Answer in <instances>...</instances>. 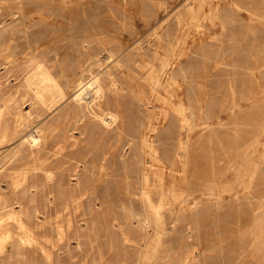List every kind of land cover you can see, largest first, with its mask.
Instances as JSON below:
<instances>
[{"label": "rangeland", "instance_id": "374dc122", "mask_svg": "<svg viewBox=\"0 0 264 264\" xmlns=\"http://www.w3.org/2000/svg\"><path fill=\"white\" fill-rule=\"evenodd\" d=\"M0 1V115L9 128L0 137V264H264V0H210L212 11L193 17L195 0ZM162 57L167 74L187 70L176 150L166 137L172 114L156 122L176 100L151 96L148 77L151 69L168 77ZM39 63L53 71L56 98L24 82ZM91 79L109 104L86 107ZM186 93L197 96L199 116ZM109 112L115 120L106 126ZM144 135L166 165L148 172L156 187L165 181L157 210L135 190L148 162ZM46 160L59 167L51 181Z\"/></svg>", "mask_w": 264, "mask_h": 264}, {"label": "bare ground", "instance_id": "6f19581e", "mask_svg": "<svg viewBox=\"0 0 264 264\" xmlns=\"http://www.w3.org/2000/svg\"><path fill=\"white\" fill-rule=\"evenodd\" d=\"M194 1V0H193ZM1 2V1H0ZM187 2V1H186ZM196 4H199L198 6H193V5H190L188 7V11L189 13L192 15L193 17V14L194 16L196 15L195 13H199L203 10L204 7H206L207 5H209V10H211V2L210 0H195ZM210 2V3H209ZM216 2V1H215ZM2 3V2H1ZM117 3V2H116ZM185 3V2H184ZM193 3V2H192ZM5 4V3H4ZM65 4V3H64ZM222 4V3H221ZM2 6V4H1ZM187 6V5H186ZM214 6V5H212ZM216 6V5H215ZM218 6V5H217ZM222 6V5H221ZM20 8V7H19ZM215 8V7H214ZM213 8V9H214ZM120 9V8H119ZM218 9V8H217ZM212 11V10H211ZM210 12V11H209ZM216 13V12H215ZM203 14V13H202ZM0 16H2V12L0 10ZM190 16V15H189ZM199 16V15H198ZM45 17V16H44ZM178 17V16H177ZM15 18V17H14ZM190 18V17H189ZM198 18V17H197ZM46 19V17L44 18ZM178 25H180V28L182 27V24H181V21H180V18H178ZM257 19V18H256ZM43 20V19H42ZM177 20V19H176ZM184 22V21H183ZM163 23V22H162ZM185 23V22H184ZM185 25V24H184ZM186 29V28H185ZM26 30V29H25ZM24 30V31H25ZM183 30V29H182ZM177 40V43L179 44L181 42V38H178L176 39ZM184 41V39H183ZM11 42V41H10ZM89 43V42H88ZM106 44V43H105ZM176 45V44H175ZM86 46V45H85ZM9 46L6 45V48L8 49ZM89 48V47H88ZM105 49V48H104ZM169 49L172 50L173 49V45L170 44L169 45ZM86 51V50H85ZM173 51V50H172ZM177 51V50H176ZM92 52V51H91ZM91 52H88L87 55L89 56L90 59H92L90 56L91 55ZM94 53V52H92ZM182 52H181V49L179 48V52L177 53L176 56H179L181 55ZM48 55V54H47ZM175 55V54H174ZM11 56V55H10ZM1 57V56H0ZM103 57V56H102ZM107 57V56H105ZM5 60L6 58L8 59L9 57L7 56H4ZM95 58V57H94ZM159 58V57H158ZM44 59V58H43ZM46 59V58H45ZM110 60V59H109ZM167 57H162L161 58V72H162V75H166L167 74V67L168 65L170 64L169 61L167 60ZM171 60V59H170ZM40 61V60H39ZM92 61V60H91ZM98 61V60H97ZM14 62V61H13ZM5 63H9L7 61H5ZM37 63V62H36ZM97 63V62H96ZM40 64V63H39ZM43 64V63H42ZM5 67H6V64H4ZM11 65V64H9ZM35 65V64H34ZM98 65V64H97ZM152 65V64H151ZM29 66V65H28ZM160 66V65H159ZM173 66V65H172ZM33 67V66H32ZM31 67V68H32ZM120 67V66H119ZM7 68V67H6ZM36 68V67H35ZM51 68V67H50ZM81 68V67H80ZM106 69V68H105ZM155 69V68H154ZM173 69V68H172ZM9 70V69H8ZM33 70V69H32ZM52 70V69H51ZM49 68H48V65L44 64V65H39L38 66V70H36V72L28 79H26V86L27 88L29 89V91H32L34 94H36L37 96H40V97H47V98H56V94H60V93H57L58 92V86L57 84L55 83V80L53 79L52 77V72ZM29 71V70H28ZM99 71V70H98ZM160 71V70H158ZM30 72V71H29ZM100 73V72H99ZM159 74V73H158ZM26 75V74H25ZM64 75V74H63ZM149 75V76H148ZM148 77H150L151 79V83H150V88H151V96H154V98H157L158 95H161L160 93L161 92H166L168 94H170L172 97L175 98L176 100V105H174L173 103V107L170 109V110H166V109H161V111L158 113V115L156 116V122H163L164 120H167L168 117L170 116V114H172V122L174 123L173 126L171 128H169V130L167 131V134H166V137L170 140V143L174 146V149L176 148L175 146L178 145V148L180 146V143H181V138H180V128H183L185 125H184V119L186 117V111L184 109V105L186 103L185 101V98L184 97H181L179 96V94H181L183 92V88H184V84L187 83V70H183V72L181 71L180 74L178 73L177 75L175 74H167L168 77H169V80L166 78V79H163L161 80V77H159V75H157L155 73V70L151 69L148 73ZM166 75V76H167ZM74 76V75H73ZM93 77V76H92ZM6 78V77H5ZM95 78V77H94ZM98 78V77H97ZM108 78H111V77H108ZM23 79V78H22ZM101 79V78H100ZM148 79V78H147ZM149 79V80H150ZM3 80V79H2ZM57 80V79H56ZM110 80V79H109ZM88 81V80H87ZM102 81V80H101ZM105 81V80H103ZM108 81V79H107ZM80 82V81H79ZM82 82V81H81ZM111 85L109 87V90L112 91L113 93L111 94L113 97H116L117 94H120L119 93V90L122 89L120 88L119 85L116 84L115 80L113 79L111 81ZM83 84V83H82ZM88 84V83H87ZM71 85V84H70ZM4 86V85H3ZM21 86V85H20ZM79 87H81L80 85H78ZM104 86V85H103ZM97 79H94L92 80L91 79V82L89 83L88 85V88H86V91L87 89H89L91 91V93H88L86 98L84 99L85 101V105L87 108H89L91 106V104H95L96 103V100L98 101L100 98H103V102H106L108 103V97H107V94H106V90L104 89L103 87ZM78 87V89H79ZM108 87V86H107ZM26 88V87H25ZM88 90V91H89ZM24 91V90H23ZM82 91V89L80 90ZM85 91V89H84ZM89 91V92H90ZM121 91V90H120ZM161 91V92H160ZM194 91V89H193ZM150 92V91H149ZM160 92V93H159ZM195 92V91H194ZM81 93V92H80ZM84 93V92H82ZM82 93L81 94H78L77 95V101H80L82 98H84V96H82ZM109 93V92H108ZM122 94V93H121ZM120 94V95H121ZM187 94V93H186ZM28 95V94H27ZM86 95V94H84ZM163 95V94H162ZM167 95V94H166ZM29 96V95H28ZM58 96V95H57ZM150 96V95H149ZM144 97L145 95L143 94L142 92V95H141V99L143 98L144 100ZM166 97V96H165ZM188 100V104L190 105V108L189 110L191 111V113L193 115H196V116H199V114L202 113V108L199 107V104L196 103V101L198 100L197 99V96H196V99H195V95L194 96H189L188 94L185 96ZM152 99V98H151ZM159 99V98H157ZM168 99V98H167ZM4 100V99H3ZM3 100H1L3 102ZM162 100V99H161ZM193 101H195V103H193ZM53 102V101H52ZM56 102V101H55ZM89 102H91L89 104ZM160 102V101H159ZM167 102V101H165ZM98 103V102H97ZM153 103V102H152ZM162 103V101H161ZM164 103V102H163ZM170 103V102H169ZM102 104V103H101ZM109 104V103H108ZM148 107L150 106V100H147L146 103H145ZM1 105V104H0ZM83 105V104H82ZM171 105V104H170ZM94 106V105H93ZM116 106V105H115ZM146 106V107H147ZM169 106V105H168ZM3 107V106H2ZM5 107V106H4ZM67 107V106H66ZM79 107V106H78ZM85 107V106H84ZM100 107V106H99ZM11 108V107H10ZM113 108V107H112ZM118 108V107H117ZM116 108V109H117ZM9 109V108H8ZM82 109H83V106H82ZM85 109V108H84ZM202 109V110H201ZM96 110V109H95ZM99 110V108H98ZM8 111V110H7ZM10 111V110H9ZM81 111V110H80ZM79 111V112H80ZM92 111V110H91ZM118 111V110H117ZM15 112V111H14ZM12 113V112H11ZM82 113V112H80ZM85 114V113H84ZM87 114V112H86ZM106 114V113H105ZM9 115V114H8ZM51 115V114H50ZM95 115V114H94ZM151 115V113H150ZM16 116V115H15ZM79 116V115H78ZM98 116V115H97ZM152 116V115H151ZM34 117V116H33ZM56 117V116H55ZM104 117V115H103ZM4 118V117H3ZM20 118V115L18 114L17 117H15V126L17 125V122ZM48 118V117H47ZM82 118V117H81ZM100 118V117H99ZM76 119V118H75ZM101 119V118H100ZM10 120V119H9ZM12 120V118H11ZM39 120V119H38ZM79 120V119H78ZM102 121H104L103 119H101ZM115 120V115L111 112H109V120H107L104 124H109L110 122L114 121ZM186 120V119H185ZM6 121V120H5ZM89 121V120H88ZM74 122V120H73ZM75 123V122H74ZM77 123V122H76ZM178 123V124H177ZM22 124V123H21ZM27 124V123H26ZM69 124V123H68ZM89 124V123H88ZM77 125V124H76ZM156 125V124H155ZM20 126V125H18ZM38 126V125H37ZM110 126V124L108 125ZM75 127V126H74ZM16 128V127H15ZM18 128V127H17ZM88 129V128H87ZM155 129V126H154V123H153V120L152 118H149L148 120V126H147V133L149 132H152L154 131ZM12 130V129H10ZM182 130V129H181ZM33 131V130H32ZM39 131V130H38ZM24 132V131H23ZM79 132V131H78ZM46 133V131H45ZM37 134V132H36ZM39 134V133H38ZM9 135V128L8 126H6V124H3L2 125V117L0 115V137L2 139L4 138H7V136ZM11 135V134H10ZM42 135V134H40ZM37 136V135H36ZM84 136V135H83ZM182 136V135H181ZM10 137V136H9ZM44 137V135H43ZM58 137V136H57ZM14 138V137H13ZM28 138H29V141L32 142L34 145L38 143V138L35 137V134L34 133H31L30 135H28ZM50 138V137H48ZM59 138V137H58ZM118 138V137H117ZM8 139V138H7ZM57 139V138H56ZM55 139V140H56ZM149 139V138H148ZM146 138V136L144 135L142 137V141H141V150H143L144 153H146V158L148 159V162L146 161L147 163V166H144L143 168V171L141 172V175L139 176L140 180L139 182L135 180V190L136 189H140L141 191V198L142 200L144 201V203L150 207V208H153L154 210H157L158 208H160L161 206H163L164 204V194H163V190H164V185H165V181L162 180V178L160 179V183L158 184V187H156L155 185H153V182L154 181H151V176L149 175V171L150 173H154L155 170L153 166V163H156L157 165H162L163 167H165L166 169V165H164V163L161 161V153L159 152L158 150V146L157 145H153L151 144L150 140H148ZM45 140V138H44ZM7 141V140H6ZM42 141V140H41ZM40 141V142H41ZM46 141V140H45ZM49 141V139H48ZM53 141V140H52ZM2 142V141H0ZM47 142V141H46ZM55 142V141H54ZM75 142V141H74ZM31 143V144H32ZM91 143V142H89ZM184 143V142H183ZM40 144V143H39ZM116 144V143H115ZM118 144V143H117ZM87 145V144H86ZM97 145V144H96ZM16 146V145H15ZM39 146V145H38ZM42 146V145H41ZM24 147V146H23ZM87 147V146H86ZM182 148V147H181ZM41 149V148H40ZM43 149V148H42ZM54 150V149H53ZM60 150V149H59ZM64 150V149H63ZM176 150V149H175ZM173 150V153L174 151ZM40 151V150H39ZM58 151V150H57ZM60 152V151H58ZM109 153H111V151L109 150L108 151ZM176 152V151H175ZM3 153V152H2ZM31 153V152H30ZM178 153V152H177ZM33 154V153H32ZM31 154V155H32ZM57 154V152L55 153ZM37 155V154H36ZM38 156V155H37ZM33 157V156H32ZM144 157V156H143ZM173 157V156H172ZM34 158V157H33ZM138 158V157H136ZM179 159L178 160H173L171 161L170 163L171 164H175L176 161L177 162H182L183 161V158H181V156L178 157ZM140 158H138L137 160H139ZM39 161V160H38ZM41 161V160H40ZM150 161V162H149ZM37 162V160H36ZM44 162V161H43ZM40 164V162H39ZM76 164V163H75ZM43 166V172H44V178L46 181H51L54 177V173H56L57 171L53 172V170L55 168H57L58 164H56L57 167H55L53 170H51V166H49L47 164V160H46V164L43 163L41 164ZM52 165V164H51ZM8 166V165H7ZM33 166V165H32ZM60 166V164H59ZM41 167V166H40ZM61 167V166H60ZM35 168V167H34ZM64 168V167H63ZM29 169V168H28ZM31 169V168H30ZM59 169V167H58ZM42 170V169H41ZM63 171V169H61ZM85 170V169H84ZM160 170V168H159ZM16 172V171H15ZM42 172V171H41ZM158 172V171H156ZM28 173V172H27ZM26 172L24 174H27ZM61 173V171H60ZM160 173V172H159ZM101 174V173H100ZM99 174V175H100ZM140 174V173H139ZM156 174V173H155ZM158 174V173H157ZM162 174V177L165 178V172L163 173H160ZM104 175V174H103ZM33 176V175H32ZM161 176V175H160ZM25 179V178H24ZM21 180V179H20ZM76 180V179H75ZM24 181H22L23 183ZM21 183V182H19ZM18 183V184H19ZM21 183V184H22ZM61 183V182H60ZM15 184V183H14ZM25 184V183H24ZM46 184V183H45ZM90 185V184H89ZM14 186V185H13ZM17 186V185H16ZM19 186V185H18ZM91 186V185H90ZM26 187V186H25ZM59 187V186H58ZM245 187V186H243ZM16 188V187H14ZM37 189V188H36ZM61 189V188H60ZM16 190V189H15ZM156 190L157 193H158V198L155 199L153 198V191ZM13 191V190H12ZM58 191V190H57ZM60 191V190H59ZM24 192V191H23ZM23 194V193H22ZM14 196H16L14 194ZM13 196V197H14ZM84 196V195H83ZM50 198V197H49ZM75 197H72V200H74ZM15 201V200H14ZM32 201V200H31ZM13 204V202H12ZM14 205V204H13ZM18 205V204H17ZM16 205V206H17ZM20 205V204H19ZM48 205V204H47ZM69 204L66 202L65 203V207H67ZM72 205V204H71ZM86 205V204H85ZM21 206V205H20ZM45 206V205H44ZM64 206V205H63ZM94 206V205H93ZM12 208V207H10ZM18 208V207H17ZM34 209V208H33ZM32 209V210H33ZM19 210V209H18ZM17 211V210H16ZM8 212V211H7ZM45 212V211H44ZM12 214V213H10ZM9 215V214H8ZM7 215V216H8ZM57 216V215H56ZM13 217V216H12ZM10 218V217H8ZM14 218V217H13ZM54 218V217H53ZM12 220V219H10ZM36 220V219H35ZM140 220L146 222L147 221V216H142V218H140ZM14 221V219L12 220ZM41 221V220H40ZM20 222V221H18ZM41 223V222H40ZM18 224V223H17ZM22 227V226H21ZM32 229V228H31ZM59 229V228H58ZM21 230V229H20ZM16 231V230H15ZM27 231V229H26ZM25 231V232H26ZM24 232V231H23ZM8 234V233H7ZM6 236V235H5ZM27 236V234H26ZM9 237V236H8ZM22 237V236H21ZM28 237V236H27ZM32 237V236H31ZM30 237V238H31ZM29 239V238H28ZM20 240V239H19ZM24 240V239H23ZM25 241V240H24ZM19 242V241H18ZM23 242V241H22ZM24 243V242H23ZM26 243V241H25ZM4 244V243H3ZM20 244V243H19ZM9 245V244H8ZM11 249V248H10ZM18 254V253H17Z\"/></svg>", "mask_w": 264, "mask_h": 264}]
</instances>
